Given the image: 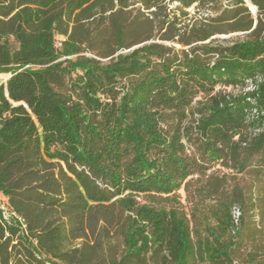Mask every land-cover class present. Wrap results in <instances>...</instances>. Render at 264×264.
Instances as JSON below:
<instances>
[{"label":"trees","instance_id":"trees-1","mask_svg":"<svg viewBox=\"0 0 264 264\" xmlns=\"http://www.w3.org/2000/svg\"><path fill=\"white\" fill-rule=\"evenodd\" d=\"M0 74V264H264V0H0Z\"/></svg>","mask_w":264,"mask_h":264},{"label":"rangeland","instance_id":"rangeland-1","mask_svg":"<svg viewBox=\"0 0 264 264\" xmlns=\"http://www.w3.org/2000/svg\"><path fill=\"white\" fill-rule=\"evenodd\" d=\"M175 6H176V4L171 5V7H175ZM187 12H188V15L186 17L188 19L195 18V16L198 15L196 5L188 8ZM178 15H180V11L178 12ZM253 15L256 16V12ZM193 20H195V19H193ZM214 37L218 39L219 43L226 44V43H229V42H232L235 40H241L242 38H246L247 35L243 34V33H236L235 32V33L218 34ZM9 77H10V74H0V84H2V83L6 84L7 79ZM227 90L229 91L231 89L227 88ZM0 204H1L0 207L4 206L2 209L4 210L5 217L9 218V213H8L9 209L6 206L5 198L2 195L0 196Z\"/></svg>","mask_w":264,"mask_h":264},{"label":"water","instance_id":"water-1","mask_svg":"<svg viewBox=\"0 0 264 264\" xmlns=\"http://www.w3.org/2000/svg\"><path fill=\"white\" fill-rule=\"evenodd\" d=\"M250 9L252 10L253 13H255L257 7H255V6H253V5L250 4ZM136 47H137V46H135V47H133V48H136Z\"/></svg>","mask_w":264,"mask_h":264},{"label":"built area","instance_id":"built-area-1","mask_svg":"<svg viewBox=\"0 0 264 264\" xmlns=\"http://www.w3.org/2000/svg\"><path fill=\"white\" fill-rule=\"evenodd\" d=\"M0 196H1V194H0ZM0 206H1V204H0ZM4 206H2L1 208H3Z\"/></svg>","mask_w":264,"mask_h":264}]
</instances>
